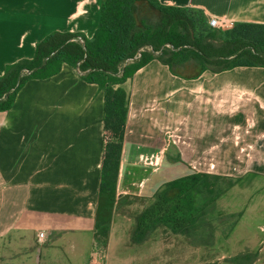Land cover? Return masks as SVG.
I'll use <instances>...</instances> for the list:
<instances>
[{
	"label": "crops",
	"instance_id": "obj_1",
	"mask_svg": "<svg viewBox=\"0 0 264 264\" xmlns=\"http://www.w3.org/2000/svg\"><path fill=\"white\" fill-rule=\"evenodd\" d=\"M157 1L201 10L206 18L264 24V0ZM100 5L101 0H0V75L6 65L33 58L36 44L51 32L91 37L100 23ZM81 75L64 63L56 75L29 80L12 108L0 112V259L8 264H64L52 251L68 237L75 250L80 239H90L87 256L76 264H90L96 255L94 225L107 140L104 92ZM122 86L129 110L104 249L116 264H130L125 245L135 215L164 183L193 172L223 174L211 161L189 160V167L183 166L187 158L264 157V67L183 79L154 59ZM170 157L176 162H168Z\"/></svg>",
	"mask_w": 264,
	"mask_h": 264
},
{
	"label": "trees",
	"instance_id": "obj_2",
	"mask_svg": "<svg viewBox=\"0 0 264 264\" xmlns=\"http://www.w3.org/2000/svg\"><path fill=\"white\" fill-rule=\"evenodd\" d=\"M198 22L204 24L206 16L194 8L166 6L157 0H101L100 23L91 37L79 32H51L36 44L33 58L6 65L0 75V112L12 108L17 93L29 80L56 75L64 63L103 90L107 140L94 225V240L103 248L117 202L129 110L122 84L154 59L183 79L198 78L205 71L264 67V24L235 23L220 30L207 23L208 28L197 33ZM142 47L152 50L134 58ZM130 58L133 60L127 62ZM192 67L196 71L188 74ZM239 182L240 177L202 172L167 181L150 204L135 215L130 243L143 244L160 229L183 236L191 246H215L216 233L228 237L241 216V212L219 210L220 199Z\"/></svg>",
	"mask_w": 264,
	"mask_h": 264
},
{
	"label": "rangeland",
	"instance_id": "obj_3",
	"mask_svg": "<svg viewBox=\"0 0 264 264\" xmlns=\"http://www.w3.org/2000/svg\"><path fill=\"white\" fill-rule=\"evenodd\" d=\"M195 17L198 18L197 13ZM207 23V18L204 24L198 22L196 32L208 28ZM195 71L192 67L187 73L192 74ZM235 140L239 141L237 138ZM240 146L241 143L235 150L240 152ZM170 158L168 162H176L174 158ZM189 160H195L196 163L211 161L225 176L240 177L241 186L238 183L232 187L219 201L221 212H241L232 233L224 238L218 232L215 246L196 247L191 246L181 235L159 230L145 244L125 245L129 246L125 251L128 253L130 264H264V157L225 155L210 159L187 158L183 166L189 167ZM68 240H73V237L64 239L63 246L52 251V257L64 264H76L87 256L90 239H80L81 246L76 250L70 247ZM95 252L96 255L92 257L90 264H116L100 244H96ZM0 264L8 263L1 258Z\"/></svg>",
	"mask_w": 264,
	"mask_h": 264
},
{
	"label": "built area",
	"instance_id": "obj_4",
	"mask_svg": "<svg viewBox=\"0 0 264 264\" xmlns=\"http://www.w3.org/2000/svg\"><path fill=\"white\" fill-rule=\"evenodd\" d=\"M207 22H208L210 27L216 28V29H220V30L230 29V28H232L235 25V22L232 19H230V18H228L226 16H220V17L208 16L207 17ZM79 41H80V43L84 44V40L81 37H79ZM144 50H152V48L151 47H142V48H140L138 50V52H137V55L134 58H139ZM131 60H133V58L128 59L127 62L131 61ZM78 72L80 74H82L81 71L78 70ZM44 238H45L44 232H40L38 234L39 241H41ZM94 264H98V263H94Z\"/></svg>",
	"mask_w": 264,
	"mask_h": 264
}]
</instances>
